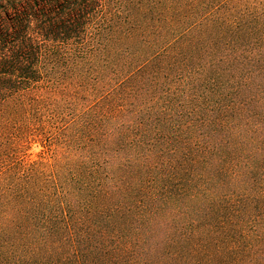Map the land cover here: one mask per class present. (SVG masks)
<instances>
[{
  "label": "trees",
  "instance_id": "1",
  "mask_svg": "<svg viewBox=\"0 0 264 264\" xmlns=\"http://www.w3.org/2000/svg\"><path fill=\"white\" fill-rule=\"evenodd\" d=\"M0 264H264V0H0Z\"/></svg>",
  "mask_w": 264,
  "mask_h": 264
},
{
  "label": "rangeland",
  "instance_id": "2",
  "mask_svg": "<svg viewBox=\"0 0 264 264\" xmlns=\"http://www.w3.org/2000/svg\"><path fill=\"white\" fill-rule=\"evenodd\" d=\"M41 150V148L38 145L32 144L28 149L26 150V156L29 157L31 160L36 159V154Z\"/></svg>",
  "mask_w": 264,
  "mask_h": 264
}]
</instances>
